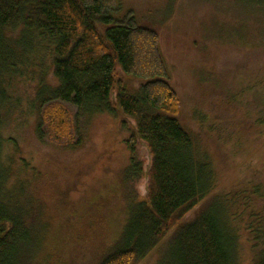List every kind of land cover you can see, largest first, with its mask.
Returning a JSON list of instances; mask_svg holds the SVG:
<instances>
[{
    "label": "trees",
    "instance_id": "trees-1",
    "mask_svg": "<svg viewBox=\"0 0 264 264\" xmlns=\"http://www.w3.org/2000/svg\"><path fill=\"white\" fill-rule=\"evenodd\" d=\"M118 11L119 0H0V264L62 259L65 230L86 227L99 204L98 223L114 215L122 233L98 264H241L245 249L250 264H264L263 46H218L200 61L213 68L200 82L171 71L158 32ZM26 74L37 85L21 88ZM103 117L127 134L114 182L78 202L49 173L45 193L40 172L22 189L21 142L75 167L95 152ZM238 153L254 161L252 179L237 173Z\"/></svg>",
    "mask_w": 264,
    "mask_h": 264
},
{
    "label": "rangeland",
    "instance_id": "rangeland-1",
    "mask_svg": "<svg viewBox=\"0 0 264 264\" xmlns=\"http://www.w3.org/2000/svg\"><path fill=\"white\" fill-rule=\"evenodd\" d=\"M128 13H131L139 23L158 32L161 38L162 53L170 70L180 72L184 69L192 80L196 77L200 82L211 80L209 72L213 68L210 61H206L208 63L200 61L207 56L212 59L216 48L219 49L218 46L245 47L248 50L261 46L264 48V0H119L118 16L123 17ZM193 62H197L200 66L196 67ZM246 73L248 79L249 71ZM175 78L179 80L177 87L183 94L184 100L188 101L190 95L186 89L188 83H184L177 75ZM220 78L224 82L226 79V83L231 82L227 75L220 76ZM219 79L218 82L215 81L216 84L221 82ZM22 80L21 88H27L30 84L37 85L36 77L33 78L31 74H26ZM234 83L239 84L240 79H236ZM186 115L188 114L182 113L184 119L189 118ZM17 130L16 127L14 132ZM93 133L95 135L93 141L96 144L95 152L75 167L71 165L65 168L59 164L52 165L50 159L51 155L56 156L55 151L50 155L45 150L43 151V148L36 149L37 145L33 143L28 142L30 144L28 145L26 142L23 144L21 142L24 156L28 159L27 167L20 164L23 171L21 178L24 181L30 177L37 178L35 175L40 172L42 177L37 179L36 185L41 193H45L46 190L42 189V183L49 173L53 176L51 181L58 192L64 193L73 187L74 191H71L70 196L75 202H78L81 196L88 194L90 197V192L95 189L101 193L105 189V184L114 182L115 173L127 164L128 150L122 143L124 135L126 137L127 134H122L119 121L112 117H103L99 120ZM12 148H14L13 144L6 146L7 155L13 152ZM51 148L50 146L44 149L51 150ZM244 151L245 149L242 150ZM140 154L141 156L147 155L143 149ZM234 159L240 177L252 179L254 161L249 158L244 163V156L239 153ZM30 188V181L22 184L24 191ZM31 195L32 191L27 192V196ZM104 196H106L105 200L110 198L107 193ZM52 202L53 200L48 202L46 200L50 206ZM105 209V204H99L94 209L95 211L84 214L81 224L86 227L82 229L76 227L79 230L72 231H69L70 228L66 229V237L63 239L66 246L63 248V258L47 262L49 264H98L100 256L105 255L119 244L122 233L121 224L114 215L106 218L102 224L98 223L97 213H104ZM241 259V264H250L247 249L243 251ZM35 263L33 259L29 264ZM139 264H153V257Z\"/></svg>",
    "mask_w": 264,
    "mask_h": 264
}]
</instances>
